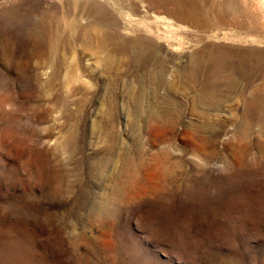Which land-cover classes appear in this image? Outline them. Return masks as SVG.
<instances>
[{
  "label": "rangeland",
  "instance_id": "rangeland-1",
  "mask_svg": "<svg viewBox=\"0 0 264 264\" xmlns=\"http://www.w3.org/2000/svg\"><path fill=\"white\" fill-rule=\"evenodd\" d=\"M0 264H264V0H0Z\"/></svg>",
  "mask_w": 264,
  "mask_h": 264
}]
</instances>
